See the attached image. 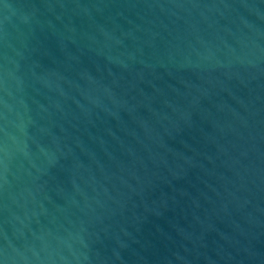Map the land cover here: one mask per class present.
I'll use <instances>...</instances> for the list:
<instances>
[{
  "label": "water",
  "instance_id": "1",
  "mask_svg": "<svg viewBox=\"0 0 264 264\" xmlns=\"http://www.w3.org/2000/svg\"><path fill=\"white\" fill-rule=\"evenodd\" d=\"M0 264H264V0H0Z\"/></svg>",
  "mask_w": 264,
  "mask_h": 264
}]
</instances>
